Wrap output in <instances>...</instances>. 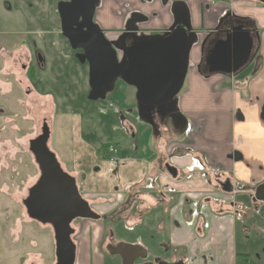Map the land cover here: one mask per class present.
<instances>
[{"label":"crops","instance_id":"1","mask_svg":"<svg viewBox=\"0 0 264 264\" xmlns=\"http://www.w3.org/2000/svg\"><path fill=\"white\" fill-rule=\"evenodd\" d=\"M176 1L188 7L192 30L198 37L191 50L195 55L190 52L184 91L178 94V109L187 120L186 129L180 138L172 141L162 135L166 138L163 159L160 158L162 149L155 148L161 140L154 137L145 144L143 151L140 149L146 154L142 158L135 156L139 151H129L116 158L117 148L110 143L116 161L105 159L104 154L98 156L95 148L79 140L74 146L76 169L87 174L81 190L87 198L97 201L106 196L108 185L116 186L117 194L124 195V191L131 190L136 184L151 186L153 183L159 190L146 194L164 210L165 218L161 219L159 228L169 232L172 246L189 249L196 260L194 264H264L263 249L261 256L257 250L242 252L238 245L241 229L244 233L259 229L264 235V203L251 199L252 188L264 180V4L254 0H101L97 21L113 38L123 32L132 15L144 14L146 19L138 24L139 30L162 34L174 22L172 4ZM12 7L10 0H0L4 15L11 14ZM226 12L250 18L260 29L257 48L261 60L258 62L255 54L250 64L237 74L204 76L199 68L202 43L207 34L217 28ZM1 17L0 10V31ZM16 47L13 51L17 52ZM28 47L33 50V46L28 44ZM12 52L0 41L1 90H7L11 85L2 82L1 75L12 63ZM124 127L126 130L125 124ZM131 128L135 132L134 139L141 128L138 131L134 126ZM144 130V135L150 136V130ZM162 145L160 143V147ZM172 152L171 158L179 172L175 180L167 176L161 165V162L169 161L168 153ZM149 155L153 161H147ZM195 156L204 158L206 171L201 172L195 167ZM220 177H230L245 185V199L238 198L240 192L233 196L218 189ZM161 183H168L169 187L160 190ZM193 207L204 216L194 224L188 219ZM254 214L260 215V225ZM86 225V232H90L91 222ZM93 236L96 237L95 231ZM246 240L248 237L244 238Z\"/></svg>","mask_w":264,"mask_h":264},{"label":"rangeland","instance_id":"2","mask_svg":"<svg viewBox=\"0 0 264 264\" xmlns=\"http://www.w3.org/2000/svg\"><path fill=\"white\" fill-rule=\"evenodd\" d=\"M10 1L13 4L11 14L6 16L0 9V41L9 52L15 45L18 51L12 52V63L1 75L2 82L11 85L7 90L0 89V264H54L55 244L51 227L31 219L23 203L29 188L40 176L29 142L42 133L43 124L50 127L49 147L63 168L77 175L81 182H84V177L81 171H77L74 159V146L79 140L95 148L98 156L106 153L99 152L102 144L111 143L117 148V156L139 151L135 156L142 158L146 154H142L140 149L143 151L145 144L154 137L163 143L161 147L160 143L155 145L156 149H162L160 158L163 159L165 137L172 141L182 135L174 131L170 121L165 137L154 135V126L139 119L135 87L122 79L116 82L106 99H89V68L78 61L62 35L55 10L57 0ZM2 6L6 9L3 1ZM95 22L98 23L97 14ZM102 30L109 38L110 33ZM26 43L33 46V50H29ZM38 49L46 58L45 68L40 67V62L34 57V51ZM191 53L195 55V51ZM130 126L136 130L141 128L134 139L135 132ZM144 129L150 130V136L144 135ZM147 157V161H153L152 156ZM84 162L88 163L87 160ZM161 165L163 167L162 162ZM148 185H135L124 191V195L117 194L116 186L111 188L108 185L106 196L97 199L95 204L99 212L113 215L110 222H106V230L115 234V243L138 241L154 254L165 257L170 255L164 250L169 248V232L159 228L165 213L146 194L151 190L158 191V186ZM238 198L242 200L245 196L242 193ZM254 215L260 225V215ZM101 225H92L91 230L101 229ZM247 226L250 228L249 223ZM245 237L248 241H244ZM77 239L79 255H83L79 260L81 264H100L98 238L92 232H85ZM238 240L240 251L257 250L262 256L264 235L259 229H251L249 233L241 229ZM245 242L247 250L244 249ZM181 253L178 251L175 256H182Z\"/></svg>","mask_w":264,"mask_h":264},{"label":"water","instance_id":"3","mask_svg":"<svg viewBox=\"0 0 264 264\" xmlns=\"http://www.w3.org/2000/svg\"><path fill=\"white\" fill-rule=\"evenodd\" d=\"M100 1L62 0L58 3L62 35L73 49L84 51L76 54L80 62L89 64V99H106L116 82L122 79L136 88L140 120L153 125V113L158 110L167 115H179L185 128L187 120L179 112L178 94L188 73L190 52L198 41L192 30L188 7L181 1L172 4L174 24L162 34H138L135 23L146 18L132 17L120 36L119 49L123 51L120 59L113 43L94 21ZM254 1L264 4V0ZM237 24L240 25L229 27L225 38L209 43L203 74L233 75L249 63L255 39L244 29L242 22L237 21ZM128 37L132 43L125 45ZM39 60L42 61L43 57L40 56ZM50 135V127L44 123L42 133L29 142L40 177L29 189L23 203L31 219L53 226L57 264H75L76 244L71 237V222L76 217L97 220L100 214L82 197L76 178L64 170L56 153L49 147ZM166 167L173 177L177 176L176 167L170 164ZM223 187L226 192H231V180L228 179ZM255 200L264 202V181L255 189ZM136 248L133 244L122 243L112 251L124 255Z\"/></svg>","mask_w":264,"mask_h":264},{"label":"flooded vegetation","instance_id":"4","mask_svg":"<svg viewBox=\"0 0 264 264\" xmlns=\"http://www.w3.org/2000/svg\"><path fill=\"white\" fill-rule=\"evenodd\" d=\"M60 1H62V0H57L56 1V6H55V10L58 13V15H59V12H58V3ZM100 4H101V1H100ZM100 4L96 8L95 16L97 14V11H98V8H99ZM229 13L230 12H226V14L220 20L219 25L217 26V28L214 31L209 32L207 34V36L205 37L203 43H202V56H201V60H200V64H199V68H200L201 72L203 71V68L206 67L205 57H206V52H207L209 43L211 41H216V40L225 38L226 35H227V33H228V29H229L230 26H233L234 27L235 25H240V24H237V21L242 22L241 25L244 26V29L247 30V31H249L251 33V35L254 37V39H255V46L253 48V52H252L251 59H250L249 63L245 67H247L250 64V62L254 58L255 54H256L257 59L259 57L258 56V51L259 50H258L257 47L259 46V43H260V35H261L260 29L255 25V23H254V21L252 19L246 18V17L245 18L238 17L236 15L234 16L233 13H230L231 15L228 16ZM95 16H94V21H95ZM132 17H137V18L138 17H142V18L144 17V18H146V16L144 14H134L128 20V22H127V24H126L123 32H121V34H119L118 36H115L113 38H111V37L108 38L106 36L113 43L114 47L117 49L118 57L120 59L123 56V51L119 49V45L121 44V42H120V36L123 35L124 32L126 31V28H127L128 24H129V22L131 21V18ZM59 19H60V26H61V18H60V15H59ZM139 23H141V22H139ZM139 23H135V26L137 28L138 34H140V35L141 34L154 35V34L144 33V32L141 31V29L139 30V28H138V24ZM173 24H174V22H173ZM64 38L68 41L69 47L75 52V55L78 54V53L84 52L82 49H73L71 47V45H70L69 40L66 37H64ZM130 43H132V39L130 37L126 38L125 41H124V44L125 45H129ZM39 50L40 49L34 51V57L40 62V63H38V65L40 67L45 68V66H46V58L43 57L44 55L41 53L42 51L40 50L41 51L40 52ZM40 56L43 57V60L42 61L39 60V57ZM78 61L80 62L79 59H78ZM189 61H190V59H189ZM30 63H31V61H29V64ZM83 65H87V67L89 68L88 62L83 63ZM244 68H242L239 72H241ZM202 74H203V72H202ZM203 75L204 76H210V75H205V74H203ZM153 120H154V124H153V126H154V135H159V136L166 135L167 132H165V131L166 130H169L168 129V124H167L169 121L171 122V124H173L174 131L175 132H179L180 134L182 132H184V129H186V127H187V122H186L185 128L183 127V125H184L183 119H180L179 118V115L178 116H175V115H167V114L159 113L158 110H156L153 113ZM127 124H130V123H127ZM147 124H150V123H147ZM130 127H132V126H130ZM173 153L174 152H172L170 154L168 153V155H169V161L163 163V167H164V171L167 174V176H169L170 178L172 177V179L174 178V180H175L178 177V173H179L178 172V169H177V172H178L177 173V176L176 177H173L170 174V172L167 170V167H166L167 164H170V165H172L174 167L177 166V165L174 164V162H173V160L171 158V156H172ZM106 155L109 156L110 159H108V160H111V161H116V158H118L117 155H116V152H115V157L116 158H114L113 157V154L111 153L110 150L107 151L106 153H104V157ZM193 163H194L195 167L198 170H200L201 172L203 170L206 171V168H205V165H204V158H200L198 156H195L193 158ZM64 170L76 178L77 175L73 174L72 172H70L66 168H64ZM220 178H222V179L218 180V184L217 185H218V189H220L222 192H224L226 194H229V195H233V196H236L239 192L241 194L242 193L243 194L246 193L247 188H246L245 185H242L239 182H234L233 179L230 178V177H227V178H224V179H223V177H220ZM38 179H37V181H38ZM228 179L231 180V184H232V188H233V190L231 192H226L224 190V187H223L224 183H226V181ZM76 183L78 185L79 192L82 195V197L85 198L89 202L90 207L95 212H97L98 214H100V218L97 219V220H93V219H85V218L76 217L71 222V227L73 228V233L71 234V237H72L73 242L76 244V260H75V264H79V260H80V255H79L80 246H79V241H78L77 237L79 236V234L86 232V229L84 228V226H87L86 225L87 222H91L92 225H95L97 223H102L103 224V225H101V229L99 228V229H95V230L94 229L90 230V232H92V233L95 231V236L98 238V240H97L98 241L97 242V250L101 254V260H100L101 263L100 264H160L162 262H165L167 264H169V263L170 264H194V262L196 260H195V258L191 257L192 254H190L189 249H187L186 247H182V246H180V247L172 246L170 244V240H168V245L169 246H167L169 248H164V250L166 252H169L170 255L165 256V257L159 256V254H157V253H156L157 255L154 254L148 248L142 246L141 242H138V241H128V240H125V241H122V242L115 243V241H114L115 240V236H114L115 234L113 232H111V231L109 232L108 230H106V226H107L106 222L113 215L111 213H101V212H99V210H97V208H96V204H95V201L96 200L95 199H92V198H87L85 196V194L82 192L81 188H82L83 181L81 182V181H79L78 178H76ZM259 184H257L255 187L252 188L253 190L251 191V195H252L251 199H252L253 202H256V203L257 202L264 203L262 201H257V200L254 201L255 189H256V187ZM136 185H138V184H136ZM159 186H160V190L169 187L168 186V183L166 185H164V184L161 183V185L159 184ZM233 204L236 205L235 202H233ZM200 209H201V207H200ZM202 216L203 215H202L201 211L198 208H196V207L194 208L193 207L189 211L188 219L190 220V222H192V224H194L197 221H200L201 219H203L204 216H203V218H202ZM109 222H110V220H109ZM41 224H43V223H41ZM83 224H85V225H83ZM47 225H49L51 227V230H52L53 240H54V244H55V248H54L55 261H54V264H57L56 242H55L54 228H53V226L51 224H47ZM122 243H130V244L135 245L137 248L134 251L131 250V251H128V252L124 253V255H121L119 253H114L113 251H115V248H117ZM168 250H170V251H168ZM178 251H181L182 252L181 253L182 256H177V255L175 256L176 252H178ZM88 253H91V250H88ZM90 264H92V263H90Z\"/></svg>","mask_w":264,"mask_h":264},{"label":"trees","instance_id":"5","mask_svg":"<svg viewBox=\"0 0 264 264\" xmlns=\"http://www.w3.org/2000/svg\"><path fill=\"white\" fill-rule=\"evenodd\" d=\"M258 59H259L258 62H260L261 57L259 56ZM110 146H111L110 143L102 144V146L100 147L99 152L101 153V151H104V152L109 151V150H110ZM105 159H110V158H109V156L106 155V156H105ZM82 175H83V177L85 178V174L82 173Z\"/></svg>","mask_w":264,"mask_h":264}]
</instances>
